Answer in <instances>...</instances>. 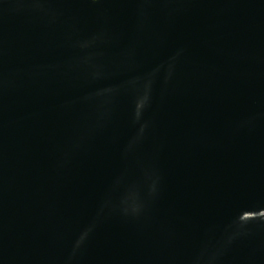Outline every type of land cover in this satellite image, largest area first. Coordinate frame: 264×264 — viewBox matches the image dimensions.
Returning a JSON list of instances; mask_svg holds the SVG:
<instances>
[{
    "label": "water",
    "instance_id": "obj_1",
    "mask_svg": "<svg viewBox=\"0 0 264 264\" xmlns=\"http://www.w3.org/2000/svg\"><path fill=\"white\" fill-rule=\"evenodd\" d=\"M0 264H264V0H0Z\"/></svg>",
    "mask_w": 264,
    "mask_h": 264
}]
</instances>
